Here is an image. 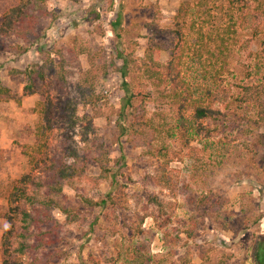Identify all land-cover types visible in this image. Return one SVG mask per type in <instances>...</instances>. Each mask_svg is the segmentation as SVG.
Instances as JSON below:
<instances>
[{
    "label": "rangeland",
    "instance_id": "1",
    "mask_svg": "<svg viewBox=\"0 0 264 264\" xmlns=\"http://www.w3.org/2000/svg\"><path fill=\"white\" fill-rule=\"evenodd\" d=\"M201 1L46 0L48 12H56V18H41L37 31L28 37L0 38V77L19 95L27 83V69L42 62L48 51L54 50L57 59L59 51L69 61L74 58L68 67L70 86L65 95L75 100L78 109L76 124L66 129L70 142L76 149L93 148L88 149L92 157L97 153L94 147L103 144L112 164L125 155L115 181H98L100 169L93 157L86 173L72 183L64 182L58 195L51 193L53 186L40 187L34 182L27 186L54 195L61 206L48 211L52 222L29 229L27 241L34 247L16 260L25 264H35L36 260L46 264H132L141 250L143 264H253L252 233L264 235V123L261 121L255 134L247 132L242 117H256L257 107L255 102H242L241 97L245 86L257 84L262 86L264 100V57L260 56L264 52V13L254 11L260 4L264 9V0H246L252 6V17L236 26L238 42L230 48V72L225 73L221 85L205 78L204 62L192 53L184 62L182 75L190 86L200 92L211 85L220 98L217 106L227 118H220L217 132L211 136L193 134L187 141L180 133L167 139L174 158L164 171L158 169V161L152 159L143 140L120 135L119 125L124 122L120 116L122 98L129 85L141 92V100L143 95L147 97L143 100L146 116L154 117V124L164 122L161 111L168 116L161 127L162 136L171 121L177 124L174 109L158 99L153 80L140 76L138 68L131 71V66L123 77L124 58L144 57L154 36L162 49L159 61L165 67L170 62L167 48L177 37L176 29L183 27L193 44L197 40L194 25L198 27L205 20L207 8L211 9L212 21L203 23L205 31L227 23L221 6L226 9L229 0H207L204 6H200ZM18 2L0 0V23L4 12ZM182 3L188 4L189 13L178 26L175 16ZM118 11L122 12V21L115 29ZM239 15L236 11L237 18ZM84 40L94 50L93 59L73 47L74 42ZM92 61L106 66L94 82V93L100 100L86 106L87 94L79 81ZM194 109L185 111L187 118L191 119ZM3 113L13 130L12 147L20 152L22 145H32L38 120L33 106L26 102L19 106L12 100L0 103V115ZM126 120L131 121L132 115ZM165 160L161 157L160 161ZM16 164L8 180L0 184V192L6 197L24 174H41L36 169L30 171L27 157L23 164L18 160ZM166 175L169 182L164 179ZM50 180L52 185L54 181ZM109 192L119 203L104 210L86 205L82 199L98 200ZM0 207L5 230L11 225L5 216L9 203L0 202ZM62 207L75 211L80 219L68 222Z\"/></svg>",
    "mask_w": 264,
    "mask_h": 264
},
{
    "label": "trees",
    "instance_id": "2",
    "mask_svg": "<svg viewBox=\"0 0 264 264\" xmlns=\"http://www.w3.org/2000/svg\"><path fill=\"white\" fill-rule=\"evenodd\" d=\"M245 1L229 0L226 9L221 6L222 13L228 17L227 23L208 32L204 30L203 23H210L212 14L210 8L205 9L204 14L207 15L205 20L198 27L194 25L197 40L193 44L191 38L187 36L188 34L183 31V27L176 29L177 37L167 48L170 62L165 67H162L159 61L162 49L159 43L154 42V36L150 38L152 41L144 57L124 58L123 77H127V66H131V71L138 68L141 73L140 76L153 80L152 83L156 88L158 99L166 103L169 108L174 109L177 117V124L171 121L165 130V136H162L164 130L161 127L165 126V122L167 123L168 116L161 111L160 115L164 122L159 126L154 124V117L146 116L147 110L143 100L147 97L143 95L141 100V92L134 91L130 85L129 88L127 86L120 110V116L124 118V122L119 125L120 135L128 140L131 135L138 138L139 141L143 140L149 146L148 151L152 159L158 161V169L164 171L168 163L174 158L170 150L171 145L168 144L167 139L176 138L178 133L184 136L186 141L193 134L211 136L218 131L220 118L224 116L227 118L226 113L217 106L220 98H217V94L212 90L211 85L205 86V89L199 92V89L192 88L189 82L184 79L182 72L186 58H189L192 53L201 63L204 62L203 71L206 79L212 80L215 85L223 83L225 73L230 72V48L238 42L236 26L238 23L244 24L252 17V6L249 5L248 1L245 4ZM204 5H208L207 0L200 2V6ZM260 10L261 13H264L261 4L254 6V11L260 12ZM236 11L240 12L239 18L236 17ZM188 13V4L182 3L175 16L178 26H181V20ZM47 16L56 18L57 13L50 14L48 12L46 0H19L18 4L4 12L0 23V38L12 35L28 37L30 33L37 31L40 19ZM121 21L122 12L118 11L117 18L113 23L115 29L121 24ZM87 42V40H84V43L74 42L73 47L78 50V53L86 52L88 57L93 59L94 50L86 44ZM53 51H48L42 62L31 64L27 69L28 79L23 94L39 93L41 97H46H43L36 107V112L39 115L36 125V140L32 145L27 144L23 151L29 159L30 171L36 169L41 174L34 177L31 173L24 174L8 194L9 210L5 216L11 225L4 230L2 235V264H25V262L16 260V256L27 254L34 247L27 241L29 229L36 225L42 226L52 222L53 216L48 211L61 206L54 195L60 194L64 182L72 183L84 175L90 159L95 157L94 160L100 169L97 176L99 182L108 179L115 181L124 164V154L122 160L117 158L112 164L111 158L108 156L109 150L103 147V144L94 147L97 153L92 157L88 149L93 148L87 146L89 148L76 149L70 142L66 129L76 124L78 109L75 100L69 95H65L70 86L71 69L68 67L72 65L74 58L69 61L65 54L59 51V58L57 59L56 55L52 53ZM122 53L119 51V55H123ZM193 56L191 57L194 58ZM260 56L264 57V52ZM92 63V67L79 81L82 92L87 94L86 106L95 105L100 100V96H96L94 93V82L96 77L104 72L106 66V64L101 65L95 61ZM261 87L257 84L245 86L241 97L242 102H255L257 107L256 117H242L247 125L248 133L255 134V130L262 126L261 121L264 123V100L261 98L263 91ZM15 98L19 103L21 102L20 98L13 94L11 88L5 85L0 77V102ZM189 108H195L191 119L185 115V111ZM128 111L130 112L127 114ZM128 115H132V120L129 122L126 120ZM208 120L213 123L207 122ZM61 122L67 125H60ZM189 155L191 156L192 152ZM179 156L182 158V154ZM161 157L166 160L160 161ZM50 179L54 181L52 185H49ZM164 179L169 182L170 176L166 175ZM33 182L40 187L53 186L51 193L54 195L35 192L34 188L28 189L27 186L32 185ZM82 199L86 205H98L100 210L119 203V200L115 199L111 192L98 200L92 201L86 197ZM62 208L66 212L68 222L80 219L75 211ZM258 227L260 229V225ZM258 233L255 231L252 233L255 237L252 245L253 264H264V235ZM136 253L137 257L132 264H143L144 254L141 250ZM34 263L46 264L40 260H36Z\"/></svg>",
    "mask_w": 264,
    "mask_h": 264
},
{
    "label": "crops",
    "instance_id": "3",
    "mask_svg": "<svg viewBox=\"0 0 264 264\" xmlns=\"http://www.w3.org/2000/svg\"><path fill=\"white\" fill-rule=\"evenodd\" d=\"M24 87L22 89L21 95L15 93L11 89L13 94H15L17 96V98H20V101H21L20 103L16 98L11 99L9 101H1L0 103L4 104V103H8V102H11L12 100H14V101H16V103H18L19 106H21L22 103L25 104V102H26L30 106L31 105L33 106V114L37 115L38 120H39V115L36 112V107H37V104H38V102H40L42 97L39 93L24 95L23 94ZM38 96H40V97H38ZM38 120L36 121V124H35V140H36V125H37ZM12 131L13 130H12V127L10 126V119L4 113L1 114L0 115V184L4 179L8 180V176H9L8 174H9V172L10 173L13 172V169L15 168V166H17V164H16L17 160L20 164L21 163L23 164L24 158L27 157V155H25L23 153L27 144L22 145L20 152L17 151L16 148H14L15 146L12 147V145H11V143H12V139H11ZM18 132L19 131H17V133ZM7 197L4 193L2 194V192H0V202L1 203H4L5 200L8 202ZM2 210L0 207V227H1L0 228V264H2V259H3V253H2L1 248H2V235L4 232V230H3L4 216L1 213ZM188 254H191V253H188Z\"/></svg>",
    "mask_w": 264,
    "mask_h": 264
}]
</instances>
